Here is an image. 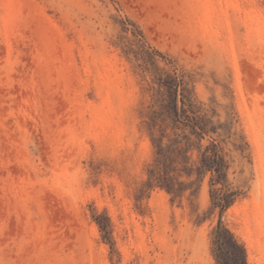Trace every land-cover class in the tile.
<instances>
[{
	"label": "rangeland",
	"instance_id": "374dc122",
	"mask_svg": "<svg viewBox=\"0 0 264 264\" xmlns=\"http://www.w3.org/2000/svg\"><path fill=\"white\" fill-rule=\"evenodd\" d=\"M218 223L264 264V0H0V264H218Z\"/></svg>",
	"mask_w": 264,
	"mask_h": 264
},
{
	"label": "trees",
	"instance_id": "16d2710c",
	"mask_svg": "<svg viewBox=\"0 0 264 264\" xmlns=\"http://www.w3.org/2000/svg\"><path fill=\"white\" fill-rule=\"evenodd\" d=\"M163 86H166L164 84ZM182 105L184 101H182ZM187 117V116H185ZM179 118L178 116L176 117ZM194 129L199 130L196 133L201 139L205 135L206 130L203 126L193 125ZM163 139L159 141L156 147V155L154 159V168L148 173V180L145 186L155 184L160 188L166 190V192L173 198L177 197L178 189L177 185L182 183L178 182L169 169V150L170 147L164 146ZM227 170L228 162L226 155L219 144L211 142L200 153L199 162L196 167L197 174L201 176L210 174L209 186H219V188L210 192V200L214 208H219L220 212H223L229 208L235 200L239 197L238 192L233 191L227 182ZM191 174H186L189 178ZM105 235H108L107 229L101 227ZM214 234V245L216 246L217 263L218 264H246L245 251L243 247L238 244L233 235L220 223L217 224Z\"/></svg>",
	"mask_w": 264,
	"mask_h": 264
}]
</instances>
